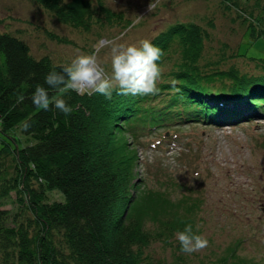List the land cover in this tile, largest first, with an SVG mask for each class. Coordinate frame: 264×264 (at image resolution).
Here are the masks:
<instances>
[{
  "label": "trees",
  "instance_id": "obj_1",
  "mask_svg": "<svg viewBox=\"0 0 264 264\" xmlns=\"http://www.w3.org/2000/svg\"><path fill=\"white\" fill-rule=\"evenodd\" d=\"M33 1L85 29L97 6L107 22L131 23L101 0L97 6L91 0ZM245 1L220 0L237 11L241 24L247 20L264 35L253 13L258 1L249 9ZM208 35L192 20L170 23L150 38L162 49L158 92L114 91L106 98L50 90L72 105L63 113L36 106L30 97L50 69L68 62L35 56L18 34L0 30V127H18L26 140L0 148V264H195L175 239L177 230L192 224L188 213L195 207L183 205L186 195L174 200L151 187L139 189L136 149L127 137L136 141L159 127L187 122L234 125L264 116V58H249L259 63L256 72L239 73L235 66L203 72L198 60ZM20 94L24 100L18 101ZM25 120L28 129L20 127ZM52 189L61 199H48ZM11 192L13 211L3 207ZM156 240L173 246L170 260L147 255L145 248ZM236 247L227 245L212 264L264 263L238 256Z\"/></svg>",
  "mask_w": 264,
  "mask_h": 264
},
{
  "label": "rangeland",
  "instance_id": "obj_2",
  "mask_svg": "<svg viewBox=\"0 0 264 264\" xmlns=\"http://www.w3.org/2000/svg\"><path fill=\"white\" fill-rule=\"evenodd\" d=\"M91 1L97 6V0ZM101 1L131 23H109L97 6L85 29L58 20L33 0H0V30L18 34L35 56L47 54L53 61L70 63L79 53L94 52L97 63L108 70L112 44L138 43L174 21L192 20L209 31L198 60L201 71L235 66L239 73L256 72L259 63L249 58H264V35L247 20L241 24L237 11L220 0ZM257 1L253 13L264 29V0ZM253 5V0L243 4L246 9ZM164 127L157 130L160 136L156 131L136 141L127 138L136 149L139 189L151 187L174 200L186 195L183 205L195 207L188 215L208 244L186 253L188 258L212 264L227 245L237 243L238 256L264 261V116L234 125L187 122ZM24 137L18 127H0V148L20 147ZM61 197L58 190L48 191L49 200ZM4 201L3 207L16 209L14 192ZM145 251L152 259L170 260L174 255L172 245L158 240Z\"/></svg>",
  "mask_w": 264,
  "mask_h": 264
},
{
  "label": "clouds",
  "instance_id": "obj_3",
  "mask_svg": "<svg viewBox=\"0 0 264 264\" xmlns=\"http://www.w3.org/2000/svg\"><path fill=\"white\" fill-rule=\"evenodd\" d=\"M161 55L162 49L150 38L138 43L112 44L108 70L97 63L94 52L79 53L70 63L62 65L60 70L52 68L44 75V84L37 83L31 93V102L43 109L51 106L63 113H70L72 105L65 96H50V90L64 92L70 89L81 95L98 92L106 98H111L114 91L125 95L154 94L159 91L162 69L158 62ZM17 100H24V95L20 94ZM20 127L28 129L30 121H23ZM175 239L180 251L185 253L195 252L208 244L206 236L194 231L191 223H185L182 229L177 230Z\"/></svg>",
  "mask_w": 264,
  "mask_h": 264
}]
</instances>
